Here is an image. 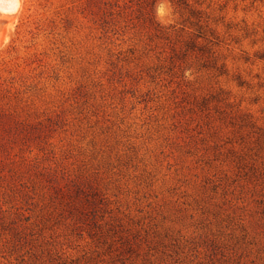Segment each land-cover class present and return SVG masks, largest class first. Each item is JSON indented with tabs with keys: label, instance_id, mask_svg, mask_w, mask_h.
Returning <instances> with one entry per match:
<instances>
[{
	"label": "rangeland",
	"instance_id": "374dc122",
	"mask_svg": "<svg viewBox=\"0 0 264 264\" xmlns=\"http://www.w3.org/2000/svg\"><path fill=\"white\" fill-rule=\"evenodd\" d=\"M0 264H264V0H0Z\"/></svg>",
	"mask_w": 264,
	"mask_h": 264
},
{
	"label": "clouds",
	"instance_id": "9594fccd",
	"mask_svg": "<svg viewBox=\"0 0 264 264\" xmlns=\"http://www.w3.org/2000/svg\"><path fill=\"white\" fill-rule=\"evenodd\" d=\"M160 11H161V10H160V9H158V14L160 13ZM185 75H186V76H188V73L186 72V73H185Z\"/></svg>",
	"mask_w": 264,
	"mask_h": 264
}]
</instances>
